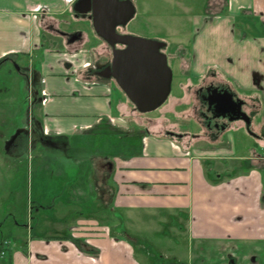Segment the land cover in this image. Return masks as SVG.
Here are the masks:
<instances>
[{"label":"crops","instance_id":"obj_1","mask_svg":"<svg viewBox=\"0 0 264 264\" xmlns=\"http://www.w3.org/2000/svg\"><path fill=\"white\" fill-rule=\"evenodd\" d=\"M76 1L0 0V61L29 58L34 62L38 56L40 89L50 95L45 103L34 105L33 120L28 125L6 119L5 107L0 106V124L7 129L0 131L5 145L0 154L13 165L29 152L32 160L50 169L55 151L91 146L103 124L124 132L131 129L123 95L114 89L112 81L92 76L87 67L105 60L106 54L102 57L96 53L107 51V46L102 52L101 43L86 49L89 37L84 31L77 44L63 39L56 48L44 43L46 30L52 36L60 35L51 25L60 29L61 22L69 23L66 16H72ZM164 2L171 6L169 10L163 9ZM141 5L146 15H163L161 7L173 17L169 29H176L178 34L182 28L177 19L199 25L195 29L196 45L204 35L206 59L196 53L189 64L192 66L183 67V71L189 78L216 71L244 96L255 99L253 125L257 133L263 132L264 0H141ZM161 40L168 49L170 43ZM193 65L202 68L198 71ZM78 136L86 139L85 143L75 141ZM121 138L124 150L117 151L115 139L109 138L114 150L104 149L89 158L88 177L92 187L96 181L99 217L24 225L8 213L0 220V251L5 247L0 264H141L136 256L137 238L111 222V211L117 219L118 207L125 210L123 214L141 208L174 215L187 227L190 241L204 247L209 258L198 256L195 261L200 264H222L234 246L240 250V264H264V161L255 159L264 153V137L259 140L262 152L254 149L246 158L236 159L231 158L232 142L227 156L210 155L208 159L197 148L154 131L140 134L138 144ZM83 157L75 158L76 162H83ZM217 159L243 162L242 172L230 178L218 164L212 168L206 165L207 160ZM64 162L61 159L58 164ZM109 163L111 169L107 171ZM79 180L83 185L82 176ZM0 208L3 210L1 204ZM76 240L87 241L91 251L83 252Z\"/></svg>","mask_w":264,"mask_h":264},{"label":"rangeland","instance_id":"obj_2","mask_svg":"<svg viewBox=\"0 0 264 264\" xmlns=\"http://www.w3.org/2000/svg\"><path fill=\"white\" fill-rule=\"evenodd\" d=\"M199 3L197 7L200 8L201 1ZM135 5L136 15L128 22L126 30L149 39H165L170 43L167 52L169 65L173 69V83L169 97L158 109L148 113H141L121 93L118 86H114V89L123 95L127 103V109L129 110H127L128 122L133 135L129 136L118 127L113 128L103 124L99 131L94 134L95 137L92 139L91 146H70L64 151H55L52 155L56 158L53 159L50 169H44L37 160H32L29 152L25 154L20 162L14 165L8 160H4V155L0 154V204L3 209L1 210L0 208L3 211L0 220L8 216V213L18 217L17 219L24 225L31 223L36 225L47 223L50 220L63 219L67 222H73L78 217L85 219L97 218L100 215L98 214L99 197L96 194L95 179L93 187L89 181L88 173L91 171L89 158L103 153L104 149L114 150V142H110L109 138L115 139V148L118 151L120 149L124 150L122 148L124 144L121 143L122 135L125 134L130 143L138 144L141 140L137 136L140 131L143 133L146 126L152 128L156 134H162L159 130L162 126L182 131L195 129L194 121L185 116L188 110V97L185 93V87L190 80L182 68L184 65L192 66L189 64L193 62L196 53L199 56H203V58L201 57L203 61L206 59L204 54L205 37L202 35L203 29L202 36L199 41L197 40V46L196 38L198 34L195 29L199 25L196 23L184 18L181 20L177 19L176 23L182 28L180 33L178 34L174 28L169 29L173 17L163 11V9L169 10L171 7L168 3L164 2L163 9L160 7L163 15H146L144 13L145 9L141 5V0H136ZM73 15L78 17V19ZM80 17L83 16H78L75 12L72 16H66L69 23L61 22L59 24L60 30L63 32L84 31L89 37L85 48L91 49L101 43L103 48L100 51H104L105 46L108 45L107 42L99 35L97 36L89 21L79 19ZM63 38L60 35L53 34L52 36L51 31L48 30L44 32V43L46 46L56 45L55 47L58 48L61 46L60 42L63 41ZM107 53L108 51H104L101 54H96L102 57L106 54L104 57L106 59L109 56ZM16 63L22 66L23 72L28 71L30 65L29 58H21V60L11 61V64H5L0 67V106L5 107L6 119L16 120L28 125L29 83L26 73L16 69ZM40 63L38 56L35 57L33 62L35 70L38 69ZM193 67L198 71L202 68L201 65H193ZM0 131H7V129L0 124ZM261 133L264 137V131ZM78 137L75 141L82 140L85 143L86 139ZM173 139L176 140L174 137ZM187 141L182 140L181 142L189 145ZM231 142L235 146L231 155L233 159L237 157L246 158L245 156L252 154L254 149L262 152L261 142L244 127L227 132L217 143L200 142L197 144L195 142L199 149L197 146H190L205 154L203 156H227V152L230 151L226 150ZM3 148H5V145L0 138V151H3ZM81 156H84L83 162H76L75 158H81ZM61 159H65L66 162L59 165L58 161ZM226 161L227 159L214 160L211 168L218 164V168L225 173H229L234 169H236V172L242 171L243 162L239 160L232 162V159ZM61 172H63V176L60 175ZM81 176L84 179L83 185L81 180H79ZM77 192L83 197H74V195L78 196ZM111 206H113V201H111ZM124 211V209L118 207L116 209L117 219L113 218L112 211L110 219L111 222H115L120 228H125L137 238L135 244L136 256L141 264H200V262L195 261L196 258L200 255L205 256L204 247H196L190 241L187 227L178 223L174 215H164L160 214L158 210L141 208H133L129 212L127 211V214H123L125 213ZM3 230L4 233L8 234L7 229ZM236 251H240L238 247Z\"/></svg>","mask_w":264,"mask_h":264},{"label":"flooded vegetation","instance_id":"obj_3","mask_svg":"<svg viewBox=\"0 0 264 264\" xmlns=\"http://www.w3.org/2000/svg\"><path fill=\"white\" fill-rule=\"evenodd\" d=\"M74 12L77 13L75 10ZM77 15L78 16L82 15L83 18L87 17L88 19H90V15H92V11H90L86 15L83 14H77ZM90 23L93 26L92 19H90ZM127 24L123 26L122 25L118 26L117 31L121 34L139 35L133 32H128L126 30ZM51 28H53L55 32L60 33V36L64 37L63 39L67 43L73 44L83 39V35L81 31L63 32L60 29L56 28L54 25H51ZM95 33L97 32L95 31ZM73 36H78V39H76L73 42H70V39ZM157 40H161V39H157ZM104 41L107 42L106 40ZM107 44H108L107 54L109 56L107 55L108 57L105 60H100L101 62L99 63H95V64L89 63L87 67L90 68V74L92 76L97 77L98 79H105L112 81L115 86L116 85L118 86V88L121 90V93H123L127 97V99H129V97L122 90L117 80L113 76L110 78H104L102 75H100V72H104V70L108 66L113 65L114 50L117 49L125 50L127 49V45L116 43L115 46H112L108 42ZM166 49H167V45L165 47H162L160 50L168 55ZM9 63L11 64V62H9V59L5 58V61L0 63V67ZM29 64L30 65L28 71L26 70V72H23L22 66H20L17 63H16V69L18 71L26 73L28 79V83H29L28 123H32L34 105L38 102L45 103L49 99L50 95L45 89L42 90L40 89L39 74L37 70L34 69L33 62L29 61ZM184 67H188V65H184ZM189 80L190 81L187 82L185 87V93L186 96L188 97V101H187L188 110L185 116L186 118H189L190 120L194 121L195 129L191 131L188 130L182 131V130L170 129L168 127L162 126L159 130L162 132L163 135L172 138L174 137L176 138L177 141L180 142L182 140H186V141L189 140L187 141L189 145L196 147L197 145L195 142H197V144L200 142L217 143L227 134V132H231L235 129L244 127L249 133L255 135L258 138V140H261L263 134L257 133L254 130V125H253V117L256 114V104L254 102L255 99L251 98L248 95L244 96L238 88L232 85L227 79L221 77L220 74H218L216 71L208 70L204 75L197 78L191 77L189 78ZM151 131L154 130L146 126L143 130V133L141 131L140 133L144 134V132H151ZM124 133H127L128 135H133L132 130L126 131ZM140 133L138 134V136L140 135ZM124 136L125 134L122 135V137ZM126 139H128V137H126ZM207 157L208 159L210 158L209 156ZM255 159H257V162H263L264 153L257 154ZM207 161L208 162L206 163V165L208 166L211 165L214 160L213 161L207 160ZM246 163L249 164L250 162L246 161ZM106 166H107V171L108 170L110 171L111 164L109 163ZM234 170L229 172L230 178L236 177L242 172V171L236 172V169ZM100 192L105 193V191L102 190V188ZM85 242L88 244L87 241ZM236 248L237 246H234L231 248V250H229V252L225 257V261L222 264H240L239 261L240 257L238 255V252L236 251Z\"/></svg>","mask_w":264,"mask_h":264},{"label":"water","instance_id":"obj_4","mask_svg":"<svg viewBox=\"0 0 264 264\" xmlns=\"http://www.w3.org/2000/svg\"><path fill=\"white\" fill-rule=\"evenodd\" d=\"M74 10L83 15L92 11L90 19L94 30L112 46L116 43L127 45L125 50H114L113 65L100 75L104 78L113 76L140 112L158 109L167 100L173 83L168 55L160 50L167 43L117 31L118 26L126 25L135 16L133 1L77 0ZM76 39L78 36H73L70 42Z\"/></svg>","mask_w":264,"mask_h":264},{"label":"trees","instance_id":"obj_5","mask_svg":"<svg viewBox=\"0 0 264 264\" xmlns=\"http://www.w3.org/2000/svg\"><path fill=\"white\" fill-rule=\"evenodd\" d=\"M97 34V33H96ZM98 36V35H97ZM100 37V36H99ZM103 39V38H102ZM104 40V39H103ZM3 61H5V59H2L1 61H0V63L1 62H3ZM76 242H77V245H78V247L83 251V252H90L91 250L88 248L89 247V245L85 242V241H83V242H81L80 240H76ZM4 243H6V241L4 242ZM6 245V244H5ZM3 250H5V247H3L2 248V250L0 251V254L3 252Z\"/></svg>","mask_w":264,"mask_h":264}]
</instances>
